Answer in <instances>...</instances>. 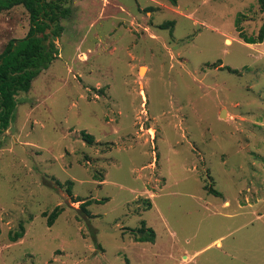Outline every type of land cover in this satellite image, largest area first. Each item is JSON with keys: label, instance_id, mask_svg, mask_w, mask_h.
Returning a JSON list of instances; mask_svg holds the SVG:
<instances>
[{"label": "rangeland", "instance_id": "obj_1", "mask_svg": "<svg viewBox=\"0 0 264 264\" xmlns=\"http://www.w3.org/2000/svg\"><path fill=\"white\" fill-rule=\"evenodd\" d=\"M67 6L56 59L0 133V264H264V39H240L264 9ZM26 30L21 7L1 12L0 51Z\"/></svg>", "mask_w": 264, "mask_h": 264}, {"label": "trees", "instance_id": "obj_2", "mask_svg": "<svg viewBox=\"0 0 264 264\" xmlns=\"http://www.w3.org/2000/svg\"><path fill=\"white\" fill-rule=\"evenodd\" d=\"M69 0H0V13L14 7H21L27 15V30L20 39H9L0 51V133L9 125L12 113L16 107L18 93H26L33 79L50 63L56 59L57 50L55 40L60 36L62 26L60 20H65L70 14L67 6ZM175 5V0H167ZM259 9H264V0H256ZM164 23L162 26L170 25ZM246 44L261 43L264 39V22L259 26L255 37L240 36ZM85 143L90 144L91 136L80 134ZM67 192H69L67 190ZM207 192L217 196L212 189ZM76 202V201H75ZM96 200H87L79 204V210L87 215L85 207ZM59 209L54 208L45 219V225L50 227L58 215ZM44 215V214H42ZM144 224L140 222L137 232L141 234L136 242H153V231L148 228L143 230ZM146 233V234H143ZM23 236V228L18 226V231L8 234V240L15 242Z\"/></svg>", "mask_w": 264, "mask_h": 264}, {"label": "bare ground", "instance_id": "obj_3", "mask_svg": "<svg viewBox=\"0 0 264 264\" xmlns=\"http://www.w3.org/2000/svg\"><path fill=\"white\" fill-rule=\"evenodd\" d=\"M229 43H230L229 40H227V41H226V44H229Z\"/></svg>", "mask_w": 264, "mask_h": 264}, {"label": "crops", "instance_id": "obj_4", "mask_svg": "<svg viewBox=\"0 0 264 264\" xmlns=\"http://www.w3.org/2000/svg\"><path fill=\"white\" fill-rule=\"evenodd\" d=\"M227 41V40H226Z\"/></svg>", "mask_w": 264, "mask_h": 264}]
</instances>
